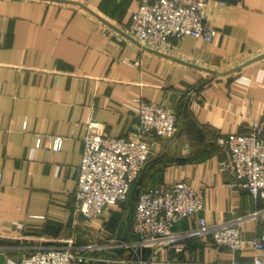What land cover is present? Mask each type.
I'll return each instance as SVG.
<instances>
[{
  "label": "crops",
  "instance_id": "obj_1",
  "mask_svg": "<svg viewBox=\"0 0 264 264\" xmlns=\"http://www.w3.org/2000/svg\"><path fill=\"white\" fill-rule=\"evenodd\" d=\"M136 7V0H0V264H17L37 247L116 237L124 203L93 221L72 216L75 167L89 123L124 136L140 101L161 103L177 119L173 136L144 163L139 186L184 181L204 199L174 231L196 229L199 218L213 224L243 217L236 252L193 233L185 251L161 248L154 259L253 264L250 241L264 227V197L228 186L215 139L245 132L250 121L264 127V57L249 61L264 52V0H206L214 36L186 35L171 54L139 51L126 35ZM259 254L264 260V249Z\"/></svg>",
  "mask_w": 264,
  "mask_h": 264
},
{
  "label": "built area",
  "instance_id": "obj_2",
  "mask_svg": "<svg viewBox=\"0 0 264 264\" xmlns=\"http://www.w3.org/2000/svg\"><path fill=\"white\" fill-rule=\"evenodd\" d=\"M126 35L137 49L171 54L186 35L209 41L215 30L209 24L203 6L206 0H136ZM124 41L123 37H116ZM247 83L246 79L238 78ZM175 112L153 101H140L136 121L124 136L104 135L90 122L81 137L82 151L75 167L72 216L93 221L109 206L125 202L128 188L136 183L144 163L160 141L175 132ZM223 154L220 168L230 180L228 186H240L256 199L264 197V127L250 121L245 132H231L215 139ZM61 137H54L50 147H60ZM38 144V141H37ZM135 186V191H136ZM204 208V199L192 185L174 181L162 187H139L126 215L130 239L108 237L83 245L66 241L63 246L37 247L21 257L17 264H84L106 260L120 264H158L154 253L161 248L175 252L186 249L184 240L193 233L209 235L216 248L230 252L240 249L239 225L243 217L207 224L197 219V228L176 232L174 223L191 217ZM255 252L253 264H264L259 252L264 249V227L250 241ZM120 250V251H118ZM147 250V254H142Z\"/></svg>",
  "mask_w": 264,
  "mask_h": 264
},
{
  "label": "water",
  "instance_id": "obj_3",
  "mask_svg": "<svg viewBox=\"0 0 264 264\" xmlns=\"http://www.w3.org/2000/svg\"><path fill=\"white\" fill-rule=\"evenodd\" d=\"M260 57H264V52L256 55L255 57H253L249 61L256 60V59H258ZM135 186H136V183L130 185L129 188H128L127 197H126L125 202H124V204H125V214L123 216L121 225L119 226V228H118V230L116 232V237H118L121 240L125 239V236L127 234L128 228H129V222L126 219V215H127L128 211H129V209H130V207L132 205V202H133ZM84 264H120V263H118V262H110V261H106V260H89V261L85 262Z\"/></svg>",
  "mask_w": 264,
  "mask_h": 264
},
{
  "label": "trees",
  "instance_id": "obj_4",
  "mask_svg": "<svg viewBox=\"0 0 264 264\" xmlns=\"http://www.w3.org/2000/svg\"><path fill=\"white\" fill-rule=\"evenodd\" d=\"M137 186H138V187L136 188L135 194L137 193L138 188L140 187L138 181H137ZM130 238H132L131 234H129V236H128L127 239H130ZM118 251H120V250H118Z\"/></svg>",
  "mask_w": 264,
  "mask_h": 264
}]
</instances>
